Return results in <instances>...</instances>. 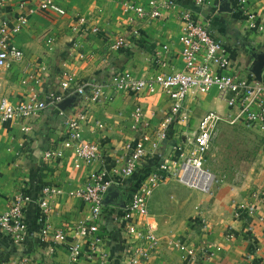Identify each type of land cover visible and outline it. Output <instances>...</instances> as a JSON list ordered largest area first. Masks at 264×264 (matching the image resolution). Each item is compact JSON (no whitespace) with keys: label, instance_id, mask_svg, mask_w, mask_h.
I'll list each match as a JSON object with an SVG mask.
<instances>
[{"label":"crops","instance_id":"crops-1","mask_svg":"<svg viewBox=\"0 0 264 264\" xmlns=\"http://www.w3.org/2000/svg\"><path fill=\"white\" fill-rule=\"evenodd\" d=\"M41 1L6 0L0 6V26L7 24L12 43L23 53L21 62L0 70V97L17 104L29 93L60 94L65 72L82 84L103 85L105 95L97 102L83 104L81 97L69 91L64 105L48 106L38 116L0 125V214L16 194L24 193L32 200L24 211V243L14 245L0 233V264H123L127 235L120 215L126 203L125 191L112 188L105 196L102 215L91 221L88 206L75 192L99 171L101 164L77 169L72 151H66L59 161L45 162L44 151L62 149L64 120L77 113H84L86 118L81 128L83 138L101 144L105 164L121 166L127 143L149 150L170 108L169 99L158 87L141 93L114 90L110 79L122 72L148 80L184 71L179 41L183 12L225 43L231 60L229 72L251 82H264V32L246 29L242 13L236 10L238 0H55L65 15L30 13ZM168 1H173L176 9L165 8ZM129 4L144 8L147 15L137 18L125 10ZM159 7L160 16L151 17L149 12ZM243 9L264 19V0H247ZM22 17L25 24H20ZM93 28L96 33H92ZM118 40L125 45L115 49ZM225 102L226 96L215 90L188 98L189 118L170 126L167 140L161 143V156L170 155L175 142L192 136L205 113H226ZM136 108L142 113L140 123L134 120ZM259 135L264 139V132ZM249 184L213 181L208 192H202L207 193L205 196H193V205L199 209L187 223H181L184 228L178 231V243L195 249L209 246L213 255L208 259L201 256L199 264H264V180ZM45 186L58 190L49 199L47 224L51 231H64L63 243L39 238L40 213L35 203ZM85 221L96 223L98 232L81 239L75 235V228ZM146 221L151 231L158 226L156 215L149 213ZM76 238L82 253L72 262L66 245ZM162 240L149 263L184 264L178 249ZM216 247L220 248L217 252L213 251Z\"/></svg>","mask_w":264,"mask_h":264},{"label":"built area","instance_id":"built-area-1","mask_svg":"<svg viewBox=\"0 0 264 264\" xmlns=\"http://www.w3.org/2000/svg\"><path fill=\"white\" fill-rule=\"evenodd\" d=\"M198 2H201L198 0ZM247 0H238L237 12H241L246 29L264 32V19L255 12L243 9ZM6 0H0V6H4ZM165 8L176 9L173 1L164 4ZM125 10H130L137 18L147 15L140 6L126 5ZM51 12L60 16L65 15L55 0H42L33 12ZM153 18L160 16V7L149 12ZM184 27L179 37L182 45L181 60L184 71H176L163 74L156 79H136L128 73L115 74L110 79V87L114 90L124 89L132 93L154 91L160 88L169 99L170 108L161 120L155 134V141L151 142L150 149L143 146L127 143L124 146L126 155L121 166L105 164L101 155V144L89 142L83 138L82 124L85 122V114L77 113L73 117L65 118L62 149L50 148L43 153V161H59L66 151H72L74 155V167L89 166L99 162V171L88 177L87 181L75 192L90 210V220L97 221L103 213L105 196L112 188H121L126 193V203L120 219L123 223V232L127 235L126 250L123 255L126 258L123 264H150L149 259L158 247V239L150 230L146 219L149 215L148 202L151 194L162 183L168 180L177 181L188 188L208 192L212 183L211 175L205 169V158L211 148L214 135L220 125L231 127L242 126L264 132V82H251L229 72L231 60L228 48L223 41L214 37L207 28L194 22L188 13L181 14ZM20 24H25L22 17ZM13 31V30H12ZM92 33L97 29L93 28ZM138 35L137 31L133 32ZM11 30L7 24L0 26V70H7L14 64L23 60V53L11 41ZM125 45L118 40L113 46L115 49ZM61 93L54 91L39 96L37 93H29L26 99L12 104L8 98L0 97V125L5 122L27 120L38 116L48 106L62 104L71 94H76L83 104L97 102L104 94L103 85L82 84L73 75L65 72L60 82ZM226 96V113L209 111L199 120L197 129L192 136L175 142L172 153L162 157L160 147L162 141L168 138V130L177 122H186L189 118L188 98H197L209 94L211 91ZM63 116L61 110L58 111ZM141 110L136 108L134 120L141 121ZM23 130H28L24 127ZM58 190L45 186L41 189L37 208L39 211L40 231L39 238L45 240L51 238L55 242L66 241L64 231H51L47 224L52 195ZM32 203L31 198L19 193L13 196L8 209L0 214V233L9 238L14 245H22L25 240L27 225L25 223V207ZM252 214V209H249ZM98 232L96 223L85 221L75 228V235L85 239ZM67 250L72 262H76L82 253L80 242L77 238L72 243H67ZM209 246L195 249L189 244L178 243L177 249L184 264H199L201 256H212ZM216 247L213 251H219ZM203 259H205L203 257Z\"/></svg>","mask_w":264,"mask_h":264},{"label":"rangeland","instance_id":"rangeland-1","mask_svg":"<svg viewBox=\"0 0 264 264\" xmlns=\"http://www.w3.org/2000/svg\"><path fill=\"white\" fill-rule=\"evenodd\" d=\"M259 133L256 129L241 126L218 127L204 166L212 182L243 186L249 183L256 185L258 180H264V139ZM204 194L207 193L174 180H168L155 189L149 213L150 216L156 215L158 226L152 232H155L159 243L163 236L162 241L168 247L177 249L178 231L184 228L181 223H187L199 209L193 205V196Z\"/></svg>","mask_w":264,"mask_h":264},{"label":"water","instance_id":"water-1","mask_svg":"<svg viewBox=\"0 0 264 264\" xmlns=\"http://www.w3.org/2000/svg\"><path fill=\"white\" fill-rule=\"evenodd\" d=\"M67 103V100H65L61 105H64V104H66Z\"/></svg>","mask_w":264,"mask_h":264}]
</instances>
